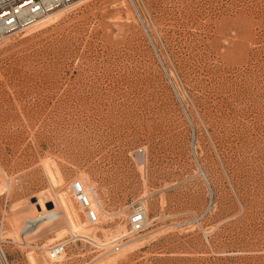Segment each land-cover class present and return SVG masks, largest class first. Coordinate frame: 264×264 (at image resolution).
I'll return each instance as SVG.
<instances>
[{
    "label": "rangeland",
    "instance_id": "374dc122",
    "mask_svg": "<svg viewBox=\"0 0 264 264\" xmlns=\"http://www.w3.org/2000/svg\"><path fill=\"white\" fill-rule=\"evenodd\" d=\"M123 1L91 0L0 44V160L15 183L0 194V233L12 203L50 190L84 222L98 216L88 225L103 240L147 195L153 221L131 237L144 241L112 264H264V0H136L157 49ZM77 181L112 217L91 194L77 204ZM67 234L61 264H111ZM0 243L8 264H29L30 248Z\"/></svg>",
    "mask_w": 264,
    "mask_h": 264
},
{
    "label": "bare ground",
    "instance_id": "6f19581e",
    "mask_svg": "<svg viewBox=\"0 0 264 264\" xmlns=\"http://www.w3.org/2000/svg\"><path fill=\"white\" fill-rule=\"evenodd\" d=\"M89 1H91V0H80L76 4H74L73 6H71L69 8L60 9V10L54 12L52 15H50L45 21H43L39 25H37L36 27L24 32L22 34L23 37L31 36L33 33L38 32V31L46 28L47 26H49L53 23H56L59 19H61V17H63L64 14H66L70 10L76 8L77 6L87 4V2H89ZM128 1L132 5V7L137 11L136 13L138 14V20H140L141 22H144V24H145L146 21L144 20V18L141 16V14L139 12L138 3L136 2V0H128ZM114 2L116 3V1H114ZM120 4H121V6L126 7L128 3H126L125 1L122 0V2ZM117 8H118V6H117ZM127 10H129V9H127ZM127 20L128 21H134L136 19L129 16V13H128ZM145 27H146V30L148 32V36H149L150 40L153 42L154 47H156V49H157V46H156L155 42L153 41V38L149 32V28L147 27V24H145ZM158 55H159V59H161L160 61L164 63V60H163V58L159 52H158ZM167 71H168L169 75H172L171 74L172 71L169 72V69H167ZM173 86L175 88L174 90L176 92L178 100H179L180 104L184 107L183 108L184 112L187 115V117L189 118V121L191 122L193 129H194V124H193L194 122H193V120L190 116V112H189V110L185 104L186 100L184 98V94H183V92L179 91L178 86L174 82H173ZM192 152H193L192 154H194L195 159H196V163L198 166V173L203 177V179L205 178L208 181L207 174H206L204 168L202 167V165L200 164L199 159L197 158L195 146L192 147ZM136 158H137V156H136ZM48 161H49V159H48ZM48 161L44 164V165H46L45 167H46V173L49 176L48 178H50V181L54 185L57 183H60V180L62 178L60 176L61 173L52 169L51 166L52 165H53V167L55 166L53 164V162H51L52 159L49 162V163H52V165H50L48 163ZM140 163H141V161H140ZM3 166L4 165H2V162L0 160V194L8 193L10 195V193L12 191L13 184H15V183L12 182L13 180L8 178V175L6 173L7 171L4 170ZM57 170H58V168H57ZM62 180H61V183H62ZM87 182L89 183V181H87ZM207 184L209 187H211L209 185V181ZM88 191H89V194H91V196L95 197L94 198L95 199L94 205H95V207L100 208L99 210H101V213H100L101 217L102 216L103 217L104 216H106V217L111 216L112 217V214H109L108 212H106L103 209V206H102L103 202L100 199L96 198V192L97 191L95 190L93 185L92 186L88 185ZM51 192L52 191H50V190L48 192L47 191L41 192L37 196H33V197L29 196L30 198H28V199L25 198L24 200H26V201L22 200V201H16V202L12 203L10 206L9 213H8L9 214L8 215V229L6 232L3 229V231H1V233H0V240H8L9 242H11L12 244H14L15 246H17L19 248H24V247L30 248L27 251V253L25 252L26 258H27V261L29 264H58L57 262H60L59 264H61L62 260H64L68 256L67 253L65 252L58 260L55 261V260L50 258L49 248H50L51 243H53L54 241L61 240L64 236H66L67 232H70V234L72 235L71 237H73L72 239L79 238V239H82L85 241L87 240V241H90L91 243L95 244L98 247V249L105 250L103 253L101 252V254L98 255L99 256L98 258L101 260H105L106 263L116 262V261H119L121 258L123 259V256L125 254H127L126 252L129 249L134 250L133 247L136 248L135 246H137L136 244L138 242H140L142 240L144 241L145 235L147 233L145 235H142V237H138V238L137 237L136 238L135 237L134 238L128 237V239L129 238H131V239L122 243L121 244L122 247L120 246V248H122V253L116 254L115 253L116 251H114V249L112 248V244L117 239L122 238V237H127L129 234L128 228H126V225L124 223H118L117 228L114 229L115 230L114 232L113 231L109 232V231L102 229L103 230L102 234L104 235V239L101 240L97 235L99 227L96 225L94 226L92 224L93 220L91 223L92 226L88 225L87 221L84 222L82 220L81 215L82 214L86 215V213H85L86 210L82 209L84 207H82V208L75 207L73 205V203L71 202V200H69V197L64 194L65 192H63V193L59 192V194L58 193L54 194V192L53 193H51ZM144 193H146V192H144ZM210 193H211L210 194L211 197H213L212 196V194H213L212 190ZM97 195H98V193H97ZM146 198H147V195H144L138 201L146 205V202H147ZM210 207H208L207 210H210ZM79 211L80 212L83 211L84 213H82L80 215ZM123 212H125V207L119 213L121 214ZM38 215L42 216L40 218V220L38 222H36L30 229L24 230L25 220L29 219V218L33 219V218L37 217ZM100 215H99V217H100ZM127 215H126V217L129 218V216H127ZM113 216H114V214H113ZM121 216H123V215H121ZM146 216H147V225H146V227H147L151 223V220H152L149 217V212H148L147 207H146ZM95 217H98V216H94V219H95ZM87 219H88V217H87ZM153 231L149 232V233L152 234ZM3 232H5V233H3ZM204 233L206 235H208L210 232H206V230H205ZM51 234H53V236L51 238H49L48 235H51ZM68 234H67V236H68ZM44 236H46V237L48 236V237L43 242L42 246L36 245L35 242L38 239L43 238ZM69 241H70V239H69ZM146 241H147V239H146ZM139 244L140 243H138V245ZM16 249H18V248H16ZM6 255H5V252L3 250L2 245L0 243V264H8ZM98 258H96V259H98Z\"/></svg>",
    "mask_w": 264,
    "mask_h": 264
},
{
    "label": "built area",
    "instance_id": "2783aa9c",
    "mask_svg": "<svg viewBox=\"0 0 264 264\" xmlns=\"http://www.w3.org/2000/svg\"><path fill=\"white\" fill-rule=\"evenodd\" d=\"M80 0H0V44L8 38L23 34L45 21L50 15L60 9H66ZM145 34L148 36L144 22H141ZM194 133V132H193ZM206 183L208 181L204 178ZM71 192L79 206L88 201L87 191L82 181H77L71 186ZM88 220H93L94 213H88ZM42 216L38 215L33 219H26L24 230L30 229ZM87 222L89 223V221ZM128 236L117 239L112 248L119 251L122 241L143 232L147 225L146 206L141 202L133 205L128 218ZM4 227V220L1 222V231ZM207 237V236H206ZM69 240H61L49 248L50 258L58 260L67 249Z\"/></svg>",
    "mask_w": 264,
    "mask_h": 264
}]
</instances>
